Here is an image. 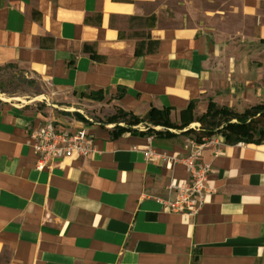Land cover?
I'll use <instances>...</instances> for the list:
<instances>
[{"label": "crops", "instance_id": "1", "mask_svg": "<svg viewBox=\"0 0 264 264\" xmlns=\"http://www.w3.org/2000/svg\"><path fill=\"white\" fill-rule=\"evenodd\" d=\"M6 66L47 90L0 96V252L10 264H264V140L205 148L217 194L193 219L158 203L187 180L181 160L202 128L192 117L211 102L241 115L264 106V0H0ZM91 94L141 119L166 110L173 125L190 124L162 139L153 132L163 126L87 124L75 108ZM77 120L95 153L39 171L30 133ZM149 149L158 157L147 160Z\"/></svg>", "mask_w": 264, "mask_h": 264}, {"label": "built area", "instance_id": "2", "mask_svg": "<svg viewBox=\"0 0 264 264\" xmlns=\"http://www.w3.org/2000/svg\"><path fill=\"white\" fill-rule=\"evenodd\" d=\"M85 119L96 124L93 120ZM74 128L61 127L53 121L34 129L28 138V145L37 155V169L48 171L61 165L65 160L89 159L96 150L95 136L88 132L83 121H76ZM140 128V127H139ZM145 131V128H140ZM222 135L202 142L190 139L189 154L181 160L187 172V180L172 181L169 192L176 195L175 201L158 200L163 209L173 214H180L186 219H193L200 214L208 201L217 194V189L210 184V166L202 165L201 158L205 148L222 144ZM158 157L153 150L145 152L147 160Z\"/></svg>", "mask_w": 264, "mask_h": 264}, {"label": "rangeland", "instance_id": "3", "mask_svg": "<svg viewBox=\"0 0 264 264\" xmlns=\"http://www.w3.org/2000/svg\"><path fill=\"white\" fill-rule=\"evenodd\" d=\"M47 90L41 86V84L34 80L29 79L26 76L25 72L20 70L18 67H3L0 69V96L4 99L18 101L23 100H31L33 98H37L45 94ZM89 104H81L76 106V110L79 112L77 114L83 116L84 118H88L89 120H93L97 125H101L104 127L106 124H110L115 127H124L126 123L122 122L120 119L115 120L114 123H110V119L118 115L117 107L112 103L110 97L107 95L102 96L101 101H96L90 96ZM200 120L198 119H195ZM229 119L227 118H206L201 123L202 128H199V132L194 133L191 139L195 141L202 142L204 139H211L213 137H217L218 135H222V129L224 124L227 123ZM235 122V120H233ZM251 126L254 132L256 140H264V120L260 117L253 120ZM87 124L89 123L86 120ZM142 124V128L147 131L150 126H153V122L147 120ZM179 128H185L182 124H175ZM141 127V126H140ZM180 131V130H179ZM202 131V132H201ZM0 264H10L9 255L6 252H0Z\"/></svg>", "mask_w": 264, "mask_h": 264}, {"label": "trees", "instance_id": "4", "mask_svg": "<svg viewBox=\"0 0 264 264\" xmlns=\"http://www.w3.org/2000/svg\"><path fill=\"white\" fill-rule=\"evenodd\" d=\"M6 67H13V66H6ZM1 69V68H0ZM93 99L96 101L102 100V95L100 94H91L90 95ZM193 107V103L190 105L189 109L187 111H191ZM215 117V119L218 118H228L229 121L224 124L222 131L223 137L225 138V141L228 144L233 143H256L261 144L263 140H256L254 132L252 130V122L253 120L257 119L258 117L264 118V106L255 107L250 110H247L245 114H237L236 112H233L226 108H218L216 109V106L211 102L210 103V109L208 112V115L203 117L200 120H197V122L201 123L206 118H212ZM120 119L122 122L126 123L125 127H115L116 130L120 132L125 131H134L131 128L133 126L139 125L147 120L153 122L154 127L163 126L166 131L161 132H153L154 136L156 138H176V135L171 133L170 130L173 129H179L184 130L185 128H179L177 125H173L170 121V115H168V112L166 110L164 111H157L155 109H152L149 113L146 119H141L137 116H135L133 113H127L123 111L121 108H118V115L111 118L109 121L110 123H114L115 120ZM191 121H194L195 118L192 117L190 119ZM235 120V122L233 121ZM190 124L183 122L182 125H186L185 127H188ZM152 130H149V132ZM191 132V131H190ZM190 132H187L186 134H189Z\"/></svg>", "mask_w": 264, "mask_h": 264}]
</instances>
